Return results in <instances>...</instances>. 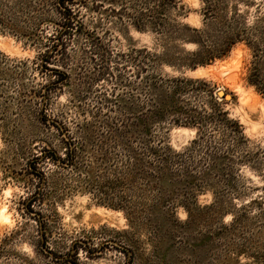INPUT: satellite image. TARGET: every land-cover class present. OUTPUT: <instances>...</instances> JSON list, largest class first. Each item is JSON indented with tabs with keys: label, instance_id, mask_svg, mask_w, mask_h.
Instances as JSON below:
<instances>
[{
	"label": "rangeland",
	"instance_id": "1",
	"mask_svg": "<svg viewBox=\"0 0 264 264\" xmlns=\"http://www.w3.org/2000/svg\"><path fill=\"white\" fill-rule=\"evenodd\" d=\"M176 1L170 21L187 29L167 39L153 25L138 29L128 15L132 8L122 12V0H65L74 23L62 48L58 36L67 29V12L59 7L61 0H9L8 28L0 27V54L7 58L0 63V243L15 229L19 234L10 238V252L0 264H264V94L251 83L264 84V0H228L248 25L258 22L260 54L242 41L225 57L196 68L188 67L191 54L203 60L212 50L200 34L197 42L188 41L193 29L203 28V3ZM212 28L211 40L219 42L218 24ZM58 45L46 66L68 76L62 88H48L57 76L41 64ZM133 49L152 54L141 78L140 67L126 59ZM257 70L260 77L254 79ZM176 79L202 84L175 92ZM213 99L242 125L248 142L237 145L229 137L221 144L213 125L199 132L177 123L180 110L209 111ZM43 110L74 133L80 134L78 123H84L91 139L104 133L107 117H149L151 134L182 155L148 192L140 180L118 188L133 202L125 209L101 204L79 189L82 177L76 171L52 173L53 165L44 167L45 240L64 254L79 243L77 263L44 254L41 225L22 210L36 187L27 176L28 160L42 146L58 144L56 130L41 121Z\"/></svg>",
	"mask_w": 264,
	"mask_h": 264
},
{
	"label": "trees",
	"instance_id": "2",
	"mask_svg": "<svg viewBox=\"0 0 264 264\" xmlns=\"http://www.w3.org/2000/svg\"><path fill=\"white\" fill-rule=\"evenodd\" d=\"M125 1L122 0V12H127L128 7L132 8L133 12L128 13V15L138 29H143L148 24L153 25L161 28L163 35L167 39H170L173 34L182 36L183 34H178L177 31L180 32L187 29L186 26L170 21V11L178 6L176 0H129V3ZM58 3L59 7L67 12L65 14L67 20L64 23V27L67 29L65 32H60L58 36L59 45L65 48L66 43L63 42V37L73 29L74 19L70 10L64 6L65 0H61ZM202 3L203 28L201 30L193 29L195 35L188 37V41L190 43L197 42L200 34L201 38L210 45L212 50L210 57L203 60H200L198 55L192 53L191 56L193 57L190 59L188 67L196 68L198 65H204L215 58L225 57L235 44L242 41H247L260 54L261 46L256 35L262 30L257 25L258 22L248 25L245 15L238 12V6L229 4L228 0H202ZM9 5V0H0V27L2 28H8L4 21V14ZM139 5H142V7L140 8ZM143 8L145 10L142 11L141 9ZM216 23L218 24L217 29L219 33H222V39L219 42L211 40L213 38L212 33H214L212 26ZM59 45L49 55V58L44 59L43 64H41L44 70L57 76L54 82L45 85L48 88L52 85L62 88L68 76L66 72L60 70L58 67L46 66L53 58L52 55H55V52L58 51ZM150 56L152 54L147 49H133L127 57L125 54L122 57L123 59L129 57L135 66L140 67L137 78H141L142 71H144L142 66L150 62ZM2 60H7V58L3 54H0V63H2ZM155 62H152V64ZM0 71L2 70L0 69ZM258 72L257 70L256 74H254V79L260 77ZM173 82L176 84L174 86L175 92L194 90V84H202L200 81L194 82L185 79H176ZM251 83L264 94V84H259L255 80H252ZM148 111L152 112L149 109ZM192 111L194 113L184 114L180 110L178 113L179 118L176 120L177 123L197 127L199 132L208 125H213L221 133L222 139L218 142L221 144L229 137L237 145L248 142L242 125L230 119L216 100L209 111H201L195 107ZM45 112L46 110H43L44 115L41 121L52 130H56V134L59 137L58 144L56 146H49L47 144L42 146L40 152H36L33 158L28 160L27 176H30V182L36 183V187L22 201V210L25 215L35 218L38 224L41 225L39 226L41 235L39 244L40 250L44 254L58 261L70 262L73 260L74 263H77L80 261L79 250L77 249L79 243L74 244L73 248L64 254L63 252H54L50 243L45 240L48 232L45 231V226H43L46 220L41 209L45 205L44 203L48 196L49 181L44 167L53 165V168H50L52 173L59 169L76 171L82 177L77 181L79 189L90 192L101 204L113 206L116 209H125L132 207L133 202L128 200L127 195H121L117 192L118 188L127 185L133 187V183L136 180H140L143 182L145 190H151L154 184L164 181L169 169L180 164L182 155L180 152L173 150L166 143L164 137L158 134H151L149 117L144 119L145 117L139 118L131 114L119 115L110 119L107 117L103 121L104 133L97 134L96 139H91L92 136L86 132L88 128L84 123H78L79 129L82 130L80 134L78 132L74 133L65 122L57 118H51ZM197 140L193 141V143H198ZM209 147L211 148L210 145ZM94 170H97V172L94 173ZM104 173H108L106 174L107 177ZM124 191L122 190V192ZM18 234L19 230L15 229L11 232V237H6L2 240L0 243V260L8 256L10 252L7 250L9 240L12 236L15 237ZM89 253L91 254V252ZM258 260L261 261V259Z\"/></svg>",
	"mask_w": 264,
	"mask_h": 264
},
{
	"label": "water",
	"instance_id": "3",
	"mask_svg": "<svg viewBox=\"0 0 264 264\" xmlns=\"http://www.w3.org/2000/svg\"><path fill=\"white\" fill-rule=\"evenodd\" d=\"M218 94H219V96H220L221 98H226L227 100H231V99H232L230 96L225 95L224 92H219Z\"/></svg>",
	"mask_w": 264,
	"mask_h": 264
},
{
	"label": "bare ground",
	"instance_id": "4",
	"mask_svg": "<svg viewBox=\"0 0 264 264\" xmlns=\"http://www.w3.org/2000/svg\"><path fill=\"white\" fill-rule=\"evenodd\" d=\"M4 211L3 210H0V213L2 214Z\"/></svg>",
	"mask_w": 264,
	"mask_h": 264
}]
</instances>
